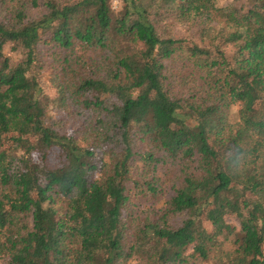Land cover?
<instances>
[{
  "label": "trees",
  "instance_id": "obj_1",
  "mask_svg": "<svg viewBox=\"0 0 264 264\" xmlns=\"http://www.w3.org/2000/svg\"><path fill=\"white\" fill-rule=\"evenodd\" d=\"M118 2L0 0V260L264 264V0Z\"/></svg>",
  "mask_w": 264,
  "mask_h": 264
},
{
  "label": "rangeland",
  "instance_id": "obj_2",
  "mask_svg": "<svg viewBox=\"0 0 264 264\" xmlns=\"http://www.w3.org/2000/svg\"><path fill=\"white\" fill-rule=\"evenodd\" d=\"M228 2H229V0H216V3L218 5H224V4H227ZM235 5L239 6L237 3ZM111 7H112V9L117 10L119 7L118 0H111ZM176 31H177V34L180 36H185L187 38H194V34L191 31H188L184 27H177ZM44 86L46 87L47 85L44 84ZM49 92L54 93V91L52 89H49ZM236 110H237L236 105H234L230 109L229 115H230L231 121H234L236 119ZM134 206L136 207V209L132 210V215L139 216V217H142V213L144 211H146L148 208V205L142 204V203L137 202V201H134ZM152 209H160V204L152 206ZM227 222L236 226L235 221L231 218L227 219ZM185 254L190 255V249H188ZM0 264H3V262L1 260H0ZM129 264H134V260L130 261ZM185 264H210V263L202 262L198 259H195L194 257L191 258V256H188V261Z\"/></svg>",
  "mask_w": 264,
  "mask_h": 264
}]
</instances>
